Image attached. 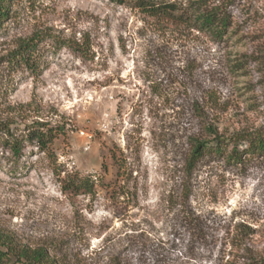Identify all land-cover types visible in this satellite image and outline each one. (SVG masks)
Segmentation results:
<instances>
[{
    "label": "rangeland",
    "instance_id": "obj_1",
    "mask_svg": "<svg viewBox=\"0 0 264 264\" xmlns=\"http://www.w3.org/2000/svg\"><path fill=\"white\" fill-rule=\"evenodd\" d=\"M206 1L222 38L134 0L12 2L0 122L22 147L0 131V243L54 264H264V152L188 170L196 140L264 131V0ZM36 33L34 72L13 51ZM32 127L58 135L45 148ZM76 173L91 193L63 189Z\"/></svg>",
    "mask_w": 264,
    "mask_h": 264
},
{
    "label": "trees",
    "instance_id": "obj_2",
    "mask_svg": "<svg viewBox=\"0 0 264 264\" xmlns=\"http://www.w3.org/2000/svg\"><path fill=\"white\" fill-rule=\"evenodd\" d=\"M14 0H0V25L6 21L10 5ZM125 3L127 0H112ZM135 6L149 15L180 21L190 24L194 28L209 33L212 37L222 38L230 27V18L221 6H209L206 0H189L188 6H180L175 2L164 0H134ZM41 34L36 33L29 38L21 40L13 51L14 59L21 62L27 69L36 71L39 67L37 59V43ZM57 43L65 45L67 40L61 38ZM72 44H70L71 46ZM78 47V46H77ZM42 125V123H41ZM0 131L4 133L3 142L14 155H20L22 140L19 139L7 122H0ZM32 139L47 148L48 143L58 135L57 128L36 127L29 131ZM210 139L196 140L188 160V170L191 171L197 162L206 154L215 153L232 160L239 161L244 154L250 152H264V131L246 132L231 137H226L213 132ZM247 144L241 148V144ZM63 189L75 194L91 193L95 186L92 177H81L77 173L69 174L62 180ZM0 243V264H54L44 249L18 250L16 246Z\"/></svg>",
    "mask_w": 264,
    "mask_h": 264
}]
</instances>
